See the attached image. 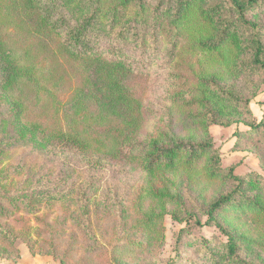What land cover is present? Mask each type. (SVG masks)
I'll list each match as a JSON object with an SVG mask.
<instances>
[{
	"label": "rangeland",
	"instance_id": "374dc122",
	"mask_svg": "<svg viewBox=\"0 0 264 264\" xmlns=\"http://www.w3.org/2000/svg\"><path fill=\"white\" fill-rule=\"evenodd\" d=\"M246 18L264 43V0ZM229 28L238 45L221 42ZM252 34L227 0H0V201L39 199L31 214L0 213L19 255L168 264L186 229L177 264H226L228 238L195 221L238 177L216 219L246 261L264 264V125L249 126L264 123V69ZM152 140L212 147L190 168L150 172ZM16 255L0 245V264Z\"/></svg>",
	"mask_w": 264,
	"mask_h": 264
},
{
	"label": "trees",
	"instance_id": "16d2710c",
	"mask_svg": "<svg viewBox=\"0 0 264 264\" xmlns=\"http://www.w3.org/2000/svg\"><path fill=\"white\" fill-rule=\"evenodd\" d=\"M230 4H232V9L235 10V13L239 15L240 19L243 21L244 24H246L250 30H253L252 39L248 42L249 46H256L257 53H256V60L255 64L259 66L260 69H264V59L260 56L264 53V43L262 41V36H260L258 27L259 25L257 23H250L247 21L246 18V12L253 9V6L257 3V0H247V3L241 0H227ZM184 15L181 16L180 19H183ZM230 27V26H229ZM85 29V27H81L77 35L81 36L82 30ZM231 28H229L224 33L223 41L226 42L227 40L230 41H236L238 45V38L237 36L232 33ZM77 38V37H76ZM212 39V37L210 38ZM220 42V43H221ZM4 71H11L9 68L3 67ZM261 125H264V123H260L258 126L256 125H249L251 128H257ZM21 131H26V129L21 128ZM212 147V143H197V144H191V143H185L182 141L174 142L169 144V146L165 145L164 143L161 144L156 140L150 141L146 147L147 152L142 157V162L146 165V168L153 172L156 168L165 167L168 169H174L177 166H184V167H192L197 162V159H199V156H201L204 152H206L209 148ZM184 158V162H181L180 159ZM217 174L216 169L213 170V175L215 176ZM235 181H238V187L234 191H232L229 194L223 195L213 203L209 205L208 211L206 213L207 215V221L205 224L202 223L201 220L197 219L195 221L196 226L199 228H203L205 225L210 226L214 224L216 228L223 233L227 238L228 242L226 244V248L228 250L227 255L224 257L223 260H226V264H253L248 261H246L239 253L238 245L235 242V237L227 232L222 225L217 221L216 214H218L222 208L225 206L235 202V198L240 191V188L243 186L244 181L238 177H233ZM51 197V195L45 196V198ZM7 198V199H5ZM2 201H0V213L3 215L4 218L8 217H14V215L19 212L22 208H25L26 211H28V214H31L33 210L31 209V206L33 204H38V197L33 196L30 197V199H22L17 197L16 195H6ZM4 200H6L4 203ZM196 216L190 214L187 219H185V223L187 224V227H190L192 221L190 220ZM16 222L19 223L20 221L16 219ZM186 229H182L179 233L178 239H177V248L176 253L177 257L170 260L168 264H177V260L180 256V244L182 241V237L186 234ZM19 241V236L13 232V230L6 228L4 225L0 223V245L6 246V249L12 252H16L17 255L14 258V262L16 263L20 259V250H18L15 246ZM30 251L33 255H41V256H51L56 260H59L61 264H65V261L60 258L56 253H47L46 251H39L36 252L35 249L30 247ZM224 256V255H222ZM230 256V257H229ZM1 257V256H0ZM229 258V259H228ZM231 259V260H230Z\"/></svg>",
	"mask_w": 264,
	"mask_h": 264
},
{
	"label": "crops",
	"instance_id": "0c3cea01",
	"mask_svg": "<svg viewBox=\"0 0 264 264\" xmlns=\"http://www.w3.org/2000/svg\"><path fill=\"white\" fill-rule=\"evenodd\" d=\"M51 256H41V255H20V259L16 262V264H45V260H49ZM56 260L54 258H51ZM60 263V261L56 260ZM15 263V262H14ZM61 264V263H60Z\"/></svg>",
	"mask_w": 264,
	"mask_h": 264
}]
</instances>
